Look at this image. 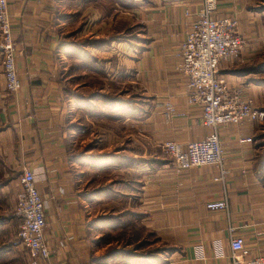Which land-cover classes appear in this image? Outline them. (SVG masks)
I'll use <instances>...</instances> for the list:
<instances>
[{"label":"crops","instance_id":"1","mask_svg":"<svg viewBox=\"0 0 264 264\" xmlns=\"http://www.w3.org/2000/svg\"><path fill=\"white\" fill-rule=\"evenodd\" d=\"M202 1L7 0L20 89L13 94L5 91L0 61V169L19 173L23 166L37 168L38 191L49 198L44 235L52 249L50 264L93 262L92 199L84 196L72 172L78 156L69 154L68 146L78 141L82 125L78 89L93 86L97 74L108 84L118 76L128 78L141 91L139 108L121 116L124 125L132 118L129 124L141 139L130 148L134 149L130 171L136 173V206L154 230L176 235V241H171L178 255L173 264H231L229 226L243 238L250 256L264 255V152L256 139L259 126L246 121L219 127L227 170L223 180L216 179L219 170L214 165L176 172L161 149L167 140L185 148L211 131L202 123L200 108L187 104V77L174 68L179 45L197 19ZM251 1L217 0L214 17L236 14L240 35L252 37L255 20L251 18L250 23L249 12L243 13ZM75 22L77 27L69 32L68 26ZM70 37L90 42V55L94 60L98 55L103 62L96 65L88 59L92 63L79 64L75 57L69 66L62 43ZM249 49L238 60L223 61L220 74L257 106L259 92L250 77L244 78L247 73L241 72L252 53ZM73 54L78 56L77 51ZM111 57L116 58L114 65ZM82 78L88 80L82 82ZM67 85L74 90L69 96ZM165 102L175 107L174 115H166ZM241 137L252 140L239 143ZM6 179L7 189L17 193L18 179ZM225 196L228 210L207 209L208 202ZM66 233H72V238ZM215 239L226 245L221 259L213 256ZM198 244L204 259L196 256Z\"/></svg>","mask_w":264,"mask_h":264},{"label":"rangeland","instance_id":"2","mask_svg":"<svg viewBox=\"0 0 264 264\" xmlns=\"http://www.w3.org/2000/svg\"><path fill=\"white\" fill-rule=\"evenodd\" d=\"M247 8L243 13L249 12L248 21L251 23L255 20V25L253 23L247 25L249 27L254 25L253 36H244L246 47L250 48L249 51L251 50L252 53L248 62L241 65V72L247 73L244 78L252 79L251 83L259 92L257 95L259 99L255 103L258 107L264 108V0H252ZM76 22L68 26L69 32L77 27ZM66 40L73 44L62 47L69 66L72 63L71 59L75 57H79L76 61L79 64L94 61L96 65H100L103 62L98 55L95 60L90 55L87 50L90 42H75L71 37ZM72 50L73 53L77 51L78 56L71 53ZM112 60L114 65L116 58L111 57ZM67 72L69 73L70 69ZM117 74L119 73L116 71ZM102 77L97 74L93 86L78 89V99L82 101L78 105L82 125H79L81 127L78 141L68 146L69 154L78 156V160L71 165L72 172L80 180L84 196L92 199L90 211L95 214L91 220L92 235L89 233L93 238L92 264H173L174 258L178 255L175 253L176 243L172 244L171 241H176L173 237L176 235L166 230H154L148 221V216L140 212L136 206L138 203L135 199L137 193L134 191L136 173L130 171L134 168L133 160L127 159L130 163L127 165L114 162L115 156L131 157L134 149L130 150V148L138 144L136 139L141 141L140 136L135 135L136 129L133 124H129L133 122L132 118L128 117L124 125L121 117L132 115V112L139 108L137 106L140 105L142 98L141 91L128 78L118 76L108 84ZM87 80V78L81 79L82 82ZM65 91L68 96L74 93L68 85ZM120 118L122 120H119ZM259 129L257 144L264 152V122L259 125ZM32 169L38 174L37 168ZM5 171L7 177L3 176L6 174ZM19 175L20 172L12 173L8 168L0 169V264L30 263L27 249L18 239L20 219L13 206L16 192L9 191L5 182L6 178L18 179ZM112 247L133 250L132 256L141 259L142 262L137 263L138 261L134 260L125 263L123 258L113 257L99 260V257ZM148 258L153 259L149 262Z\"/></svg>","mask_w":264,"mask_h":264},{"label":"built area","instance_id":"3","mask_svg":"<svg viewBox=\"0 0 264 264\" xmlns=\"http://www.w3.org/2000/svg\"><path fill=\"white\" fill-rule=\"evenodd\" d=\"M217 0H203L202 7L185 33L179 45L174 68L187 77L186 101L201 110L202 123L211 131L200 140H193L182 148L179 143L167 140L161 149L171 160L176 172L197 166L214 165L219 170L216 179L223 180L227 170L218 129L228 124L246 121L262 125L264 109L254 105L253 100L241 90L230 85L220 74L223 61L240 59L246 48V40L239 33V22L234 14L214 17ZM189 15V14H188ZM16 43L12 34L7 0H0V55L4 77V89L13 94L20 89L16 64ZM167 116L175 114V107L163 104ZM251 137H241L239 143L251 142ZM41 179V178H40ZM38 174L23 166L18 178L19 190L15 198V213L20 219L18 239L27 249L29 264H50L51 248L46 242V209L49 198H43L37 188ZM211 211L228 210L226 196L206 204ZM228 247L231 264H264V255L250 256L244 240L234 235V227L228 228ZM65 237L72 238V233ZM196 256L204 259L201 245L195 246ZM213 256L224 257L223 240L212 241Z\"/></svg>","mask_w":264,"mask_h":264},{"label":"trees","instance_id":"4","mask_svg":"<svg viewBox=\"0 0 264 264\" xmlns=\"http://www.w3.org/2000/svg\"><path fill=\"white\" fill-rule=\"evenodd\" d=\"M71 46V45H73L71 42H68V41H66V42H63L62 43V46ZM79 46V45H78ZM71 48V47H70ZM78 101H79V104L80 103H82V101H80L79 99H78ZM127 159H129V160H133L132 159V157H127V156H115L114 157V162H116V163H118V164H130L129 163V160H127ZM134 161V160H133ZM18 178H19V176H18ZM91 225H93V221H91L90 222V226ZM141 245H139V247H140ZM133 253V250H125V249H123V248H115V247H112V248H109L106 252H105V254L103 255V256H101V257H99V260H104V259H106L107 257H113L114 259H124L126 262L125 263H128V261L129 262H131V261H134V260H136V261H138L137 263H139V262H142V260L141 259H135L132 255ZM153 258H148V261L150 262L151 260H152ZM157 259V258H156ZM123 260V261H124Z\"/></svg>","mask_w":264,"mask_h":264}]
</instances>
